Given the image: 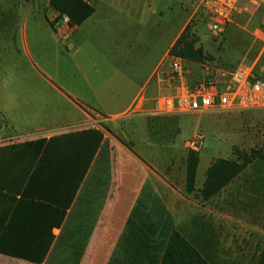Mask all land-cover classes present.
I'll return each mask as SVG.
<instances>
[{"label": "crops", "instance_id": "obj_1", "mask_svg": "<svg viewBox=\"0 0 264 264\" xmlns=\"http://www.w3.org/2000/svg\"><path fill=\"white\" fill-rule=\"evenodd\" d=\"M16 2L22 6L25 0ZM142 4L100 0L93 5L95 13L78 26L71 45L79 48L76 35L99 18L116 14L141 24ZM12 18L0 16V35ZM187 24L141 84L131 79L126 83L125 75L114 82L109 75L102 82L94 63L92 79L84 75L77 88L51 81L62 96L54 112L39 114L41 104L25 100V124L16 125L0 109V141L6 142L0 144V168L11 166L4 183L16 198L15 203L0 204V241L6 234L11 246H49L41 264H160L169 235L177 231L210 264L236 262L238 250L252 258L258 234L252 220L253 197L220 191L208 200L200 194L202 203L195 200L187 190L189 153L176 144L177 129L183 126L179 115L157 112V96L169 87L158 82L157 72L165 68V59ZM24 43L31 55L26 33ZM116 73L123 74L119 69ZM110 122L117 123L114 129ZM94 133L102 136L101 142ZM42 141L44 145L26 146ZM201 162L200 156L197 188L204 185L213 164L201 172ZM36 169L38 187L31 190L28 183ZM22 200L25 206L18 208ZM32 202L65 210L61 225L51 227L50 210ZM0 260L37 264L4 254Z\"/></svg>", "mask_w": 264, "mask_h": 264}, {"label": "rangeland", "instance_id": "obj_2", "mask_svg": "<svg viewBox=\"0 0 264 264\" xmlns=\"http://www.w3.org/2000/svg\"><path fill=\"white\" fill-rule=\"evenodd\" d=\"M16 1L0 0V16H13L10 23L1 27L4 34L0 35V109L16 125L25 124V100L41 104L39 114L54 112L62 96L51 83L67 89L77 88L84 75L92 79L94 63L101 70L102 82L109 75L113 82L122 80L125 75L126 83L131 79L141 84L191 19L197 46L220 66L229 68L241 62H253L262 49L259 37L264 30V6L257 7L251 0L241 1L234 22L220 37L210 30L201 11H196L198 0H142L141 24L133 25L126 16L116 14L105 20L96 19L91 27L83 26L82 32L76 35L75 41L80 43L77 49L71 41L78 27L67 41L62 40L60 32L63 30L60 29L65 28L62 16L50 7L48 0H25L22 6ZM86 1L93 6L100 0ZM46 18L54 24L53 29ZM25 33L31 55L25 52ZM187 61L185 79L190 85H196L200 82V69L192 62L202 61ZM117 69L123 74L118 76ZM171 92L169 87L165 89V93ZM176 118H180L183 125L177 129L178 146H185L186 141L197 133L204 137V148L199 153L201 172L218 160L241 163L245 154L264 148V110L195 113ZM115 124L110 122L109 128L114 129ZM2 127L6 129L5 124ZM4 143L0 141V144ZM230 183L221 191L253 197L252 220L258 227V234L252 247V258L245 255V250H238L236 262L226 264H258L264 244V161L255 160L232 185ZM202 187L197 188L196 184L195 192L191 194L195 200H202L201 203ZM2 263L6 264V261Z\"/></svg>", "mask_w": 264, "mask_h": 264}, {"label": "built area", "instance_id": "obj_3", "mask_svg": "<svg viewBox=\"0 0 264 264\" xmlns=\"http://www.w3.org/2000/svg\"><path fill=\"white\" fill-rule=\"evenodd\" d=\"M241 1L198 0L196 11H201L210 30L220 37L234 22ZM251 3L257 7L264 6V0H251ZM61 21L65 28L60 29L63 30L61 32L59 30L60 36L67 41L77 27L71 25L67 16H62ZM259 41L262 45L260 54L250 63L241 62L234 68H226L212 60L192 62L200 69L201 78L196 85H190L185 79L188 61L169 53L164 62L165 68L157 72V79L159 83H167L172 92H160L156 99L157 112L187 115L264 110V30ZM185 147L189 152L201 153L204 148L203 135L195 134L186 141Z\"/></svg>", "mask_w": 264, "mask_h": 264}, {"label": "trees", "instance_id": "obj_4", "mask_svg": "<svg viewBox=\"0 0 264 264\" xmlns=\"http://www.w3.org/2000/svg\"><path fill=\"white\" fill-rule=\"evenodd\" d=\"M50 7L59 13V16H68L71 25L81 26L85 23L94 13L95 8L90 5L86 0H50ZM192 21L186 25L183 32L180 34L173 47L170 50V54L180 56L190 61H203L210 60L211 56H208L203 48L197 46L198 39L192 32ZM54 28V24L51 23ZM213 61V60H212ZM234 68V67H229ZM101 142L102 136L94 133ZM96 143L93 149L92 155L95 154L98 144ZM44 145L45 142H36L26 144V146H38ZM33 155V153H32ZM36 156V153L34 154ZM91 159V158H90ZM240 159V158H239ZM255 160L264 161V148L254 149L250 154H245L242 157V162L230 161V160H218L212 164L206 174V181L201 190V195L205 200L210 199L212 196L220 192L225 186H227L232 180L238 177L249 165ZM200 162L199 153H189L188 156V177H187V190L190 194L195 192L196 189V177L197 169ZM2 163H0L1 165ZM12 171L10 165H4L0 168V204L16 202V198L10 193V187L8 183H4V176L8 175ZM38 169L30 177L28 187L30 189H37L36 176ZM3 174V175H2ZM50 186L51 182H48ZM47 183V184H48ZM34 190V192H35ZM52 191V189H51ZM35 206L47 208L50 210V226H59L63 222L65 217V210L54 209V207L41 204L39 202H32ZM25 200L18 202V208L25 206ZM11 207V206H10ZM10 229V227H9ZM8 235V234H7ZM3 235L0 241V254L12 256L15 258L27 260L33 263L41 264L49 251V246L45 248L25 249L21 247L11 246ZM51 242V241H50ZM49 242V243H50ZM49 243L47 245H49ZM160 264H210L179 232L172 231L169 235L164 249V254L160 258ZM258 264H264V246L259 257Z\"/></svg>", "mask_w": 264, "mask_h": 264}]
</instances>
